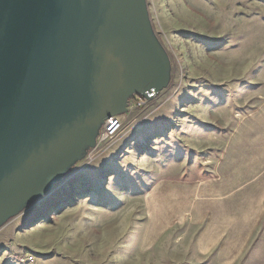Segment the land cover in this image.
I'll return each instance as SVG.
<instances>
[{"label":"rangeland","instance_id":"obj_1","mask_svg":"<svg viewBox=\"0 0 264 264\" xmlns=\"http://www.w3.org/2000/svg\"><path fill=\"white\" fill-rule=\"evenodd\" d=\"M146 2L168 87L0 228V264H218L194 250L192 189L264 101V0ZM238 259L264 264V219Z\"/></svg>","mask_w":264,"mask_h":264},{"label":"water","instance_id":"obj_2","mask_svg":"<svg viewBox=\"0 0 264 264\" xmlns=\"http://www.w3.org/2000/svg\"><path fill=\"white\" fill-rule=\"evenodd\" d=\"M170 80L146 0H0V228Z\"/></svg>","mask_w":264,"mask_h":264},{"label":"crops","instance_id":"obj_3","mask_svg":"<svg viewBox=\"0 0 264 264\" xmlns=\"http://www.w3.org/2000/svg\"><path fill=\"white\" fill-rule=\"evenodd\" d=\"M237 134L240 144L226 147L217 177L200 179L192 189L195 223L201 224L194 250L218 264L237 263L264 219V101Z\"/></svg>","mask_w":264,"mask_h":264},{"label":"built area","instance_id":"obj_4","mask_svg":"<svg viewBox=\"0 0 264 264\" xmlns=\"http://www.w3.org/2000/svg\"><path fill=\"white\" fill-rule=\"evenodd\" d=\"M155 95L156 94L151 92L150 94H147V97H148L147 99H143L140 97H135V98L131 99L128 102L126 113H129L132 111H137V110L145 108L147 106L148 102H150V100H152ZM122 124H123V117L122 116L111 117L108 120H106L101 131L99 132V136L97 138L96 148H98V146L101 143L109 141L116 134H118L122 128ZM26 260L31 262V261H33V258H32V256H27Z\"/></svg>","mask_w":264,"mask_h":264}]
</instances>
